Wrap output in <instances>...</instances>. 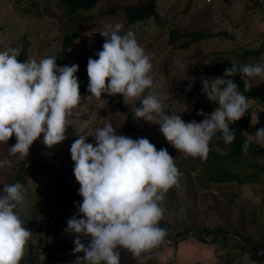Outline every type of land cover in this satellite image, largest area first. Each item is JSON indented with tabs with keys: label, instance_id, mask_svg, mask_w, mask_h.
I'll list each match as a JSON object with an SVG mask.
<instances>
[{
	"label": "clouds",
	"instance_id": "clouds-1",
	"mask_svg": "<svg viewBox=\"0 0 264 264\" xmlns=\"http://www.w3.org/2000/svg\"><path fill=\"white\" fill-rule=\"evenodd\" d=\"M100 34L106 38L102 50L96 54L98 59L89 58L87 64L91 98L99 102L104 96L120 95L127 106L139 101L134 118L159 124L167 142L186 157L207 160L214 139L225 145L237 139L230 125L249 113L244 92L252 89L254 79L264 81V62L232 64L223 76L202 77V93L216 108L211 114L198 112L202 121L185 122L180 113L168 115L166 105L151 91L152 57L133 29L106 22ZM19 55L18 48L0 51V144L8 145L14 136L16 143L9 155L27 159L41 137L48 148L67 139V128L72 125L69 117L81 102L79 65L60 67L51 56L20 62ZM237 75L244 92L233 79ZM241 134L246 138L244 152L253 143L264 147V128ZM77 135L70 152L83 199L77 204L79 215L67 221L65 231L76 234L74 254L84 256H77L73 264H121L122 250L131 253L137 264H145L153 258V250L167 242V229L160 227L165 213L162 205L171 189H179L182 172L166 148L157 150L147 138L117 134L111 123L98 127L94 134ZM89 136L95 144L87 142ZM11 166L10 159H0V169ZM24 201L22 183L4 185L0 264H21L33 235L17 211ZM80 236L90 237V242L86 245Z\"/></svg>",
	"mask_w": 264,
	"mask_h": 264
},
{
	"label": "rangeland",
	"instance_id": "rangeland-1",
	"mask_svg": "<svg viewBox=\"0 0 264 264\" xmlns=\"http://www.w3.org/2000/svg\"><path fill=\"white\" fill-rule=\"evenodd\" d=\"M135 1L106 0L105 5L100 4L90 12L69 16L59 3L53 0H0V27H4L0 33V51L10 47L19 49L23 45V34L26 33L30 42L28 58L39 60L48 56L55 57L60 67L78 64L76 75L81 87L87 76L88 59L100 51L96 35L101 36L100 31L106 22L122 23L125 30L129 27L133 29L139 44L152 57L151 91L166 105L167 114L180 113L185 122L193 119L202 121L204 117L198 115V112L211 114L216 106L212 107L213 103L202 93L201 78L224 74V71L213 72L203 65L211 60L212 52H221L223 58L232 59L235 55L232 51L237 48L241 47L243 54L244 51L257 50L264 44V0H159L158 11L163 16V28L157 26L154 18L146 23L126 26L119 18L103 15L114 2L133 4ZM172 26L183 31H226L231 37L214 38L193 44L189 48L181 47L185 41L171 46L168 37L169 28ZM67 32H78V36L68 50L66 62H62L58 53L62 38ZM101 38L105 42L106 38ZM241 61L240 65L264 62V50L259 54H247ZM251 87L256 94H264V81L260 78L254 79ZM83 98L84 95L81 94L80 104L73 109L69 117L72 125L67 128V139L48 148L43 144L41 137L33 144L27 157L30 159L34 150L40 148L52 171L61 177H67V185L73 196H80V185L74 176V161L70 152L72 143L78 139L77 133L94 134L95 130L105 123L123 128L127 119V113L122 108L104 97L99 102L90 96ZM196 102L201 104L195 110ZM135 103L136 101L128 106L124 103V107L132 108ZM249 105L251 116L248 119L247 132L255 134L264 121L263 108L253 99H249ZM238 123L239 121L230 125V128L236 130ZM139 126L144 128V131L138 133L139 138H147L151 143L162 138L159 124L142 119ZM87 142L95 144L92 136L88 137ZM15 143L13 136L8 145L0 144V159L8 158L12 161L11 167L0 169V193L4 185L16 181L19 173L20 159L9 155V148ZM232 145H225L219 139H214L210 142V151L225 155L233 152L236 142ZM168 152L183 175L180 177L179 189L175 188L173 192L170 190L166 195L162 205L165 208L164 219L161 222L173 239L179 233L181 235L176 237L175 241L166 242H173L177 246H172L171 250L165 249L160 255H153L145 264H264V261H253L248 253L243 254L239 247L240 238L234 235V232L238 231L253 241L263 240L264 174L261 173L258 179L248 184H209L197 177V172L192 169L196 158L186 157L173 146ZM248 159L249 156L245 155L243 163ZM201 171L204 173L203 168ZM251 171L242 169L243 174H250ZM24 188L25 201L23 205L18 206V214L22 221V215L35 220L32 233L35 237L39 236L41 240H38L43 242L52 236L55 229L52 224L54 217L50 220L49 216L52 212L59 213L67 200L61 194L58 182L52 180L49 175L29 178ZM82 199L81 197V202ZM188 227L197 231L223 229L231 235L226 242L221 241L214 245L193 238L187 230ZM62 235L75 248L76 234L63 231ZM79 238L86 245L90 242V237ZM38 252L41 257L42 251L38 249ZM77 256L83 257L84 253L63 254L58 264H73ZM121 264H137V261L127 250H122Z\"/></svg>",
	"mask_w": 264,
	"mask_h": 264
},
{
	"label": "trees",
	"instance_id": "trees-1",
	"mask_svg": "<svg viewBox=\"0 0 264 264\" xmlns=\"http://www.w3.org/2000/svg\"><path fill=\"white\" fill-rule=\"evenodd\" d=\"M59 3V5L64 9L65 13L69 16H78L79 12H90L98 7V5H105L106 0H53ZM159 0H136L133 4H120L114 2L111 4L104 12L103 15H110L115 18H119L123 20L126 26L135 25L136 23L148 22L150 19L154 18L157 26L163 28V16L159 13ZM4 27H0V33ZM78 36V32H67L64 34L62 38L60 52L58 53V57L62 60V62H66V57L69 48L73 45L74 41ZM231 37L229 33L226 31H217V32H209L203 30L197 31H183L178 27L172 26L169 28V37L168 43L171 46H177L180 42L185 41L181 47L189 48L193 44H199L201 42H206L212 40L214 38L219 37ZM28 35L26 33L23 34L22 41L23 45L19 49L20 55L18 60L20 62H24L28 59V47L30 46V42L27 39ZM98 43L100 45V51L102 50V46L104 41L102 40L100 35H96ZM16 47V44L13 45ZM264 50V44L257 50L253 51H244L241 54L242 48H237L232 51L233 58L226 59L223 58L221 52H212L211 60L204 64V68H210L213 72H221L226 68H230L232 64L240 65L241 60L247 54L253 53H261ZM93 59H98L97 55L92 57ZM239 59V63H238ZM234 81L241 87L240 91L244 92L243 89V80L240 75L233 77ZM88 83L89 77L88 74L86 76L84 84L80 87V92L84 95V98L90 96L88 92ZM244 94L249 98L255 100L258 104L263 108L262 116L264 119V94L259 95L254 92V90H250L249 92H244ZM83 98V99H84ZM105 100H109L115 105L122 108L124 112L127 113L126 122L123 125V128L115 127L114 129L118 134L126 135L132 139H139L138 133L144 131V128H139V124L141 120L134 118V107H139L140 102L136 101L135 105L132 108H125L123 103V97L120 95L117 96H104ZM201 104V102H196L194 105V109ZM215 107L216 105L213 103L211 105ZM207 108V106H205ZM251 116V109L249 108V113L245 114V116L239 120L237 131V139L236 147L234 148L232 153H227L225 155H221L215 151H210L207 160H200L196 158V161L191 166L192 169L197 172V177H200L202 180H205L207 183L214 184H225V183H237L248 184L256 179H258L259 175L264 174V148L260 147L256 144H251L246 152L242 150L243 141L246 139L241 133L247 132L248 130V119ZM261 128H264V121L262 123ZM219 135V134H218ZM156 146L157 150L162 148L170 149L172 145H170L165 137L162 134V138L158 142H153ZM232 145V144H231ZM234 144L232 145V147ZM40 147V146H37ZM40 149V148H39ZM34 150V154L30 159L19 161V173L16 176V181L12 182H20L23 185L27 184V180L31 177H40L49 175L52 177V180H56L58 182V186L61 188V194L67 200L65 207L57 212H52L49 216L50 220L54 217V221L52 224L55 225V229L52 236L47 237L43 242L39 241L40 237H35L32 235L31 239L28 241L26 246L25 255L21 261V264H58L63 254L71 253L73 255L74 248L72 244L67 241L62 232L67 228V221L72 218L73 215H79V210L77 204L81 202V196H73L70 193V189L67 185V177H61L55 172L52 171L50 165L47 163L45 156L41 153V150ZM245 155L249 156V159L243 163V159ZM203 168L204 173L201 171ZM242 169L248 170L251 169L250 174H243ZM172 192L175 188L171 189ZM23 217L24 227L28 228L31 232L35 228V220L33 218ZM160 227H167L160 222ZM190 235L193 238H196L204 243L214 244L220 243L221 241L226 242L230 238V233L223 229H203L201 231L193 230L188 227ZM179 233L176 237L180 236ZM236 237L240 238L239 247L242 250L243 254L248 253L253 261L255 262H263L264 261V237L263 240L253 241L249 238H245L238 231L234 232ZM176 237H173L168 233L166 237V241H175ZM187 237V236H186ZM39 239V240H38ZM182 240V239H181ZM180 241V240H179ZM212 242V243H210ZM177 246L173 242L171 244L165 243L161 245L159 248L153 250V255L162 254L165 249L171 250L172 246ZM38 249L42 251V256L39 257ZM217 251V249H216Z\"/></svg>",
	"mask_w": 264,
	"mask_h": 264
},
{
	"label": "built area",
	"instance_id": "built-area-1",
	"mask_svg": "<svg viewBox=\"0 0 264 264\" xmlns=\"http://www.w3.org/2000/svg\"><path fill=\"white\" fill-rule=\"evenodd\" d=\"M209 1V0H208Z\"/></svg>",
	"mask_w": 264,
	"mask_h": 264
}]
</instances>
